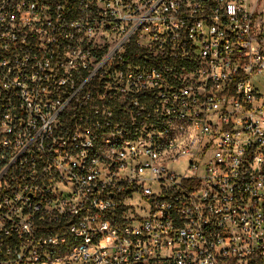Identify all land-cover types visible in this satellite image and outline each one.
Here are the masks:
<instances>
[{"label": "built area", "instance_id": "1", "mask_svg": "<svg viewBox=\"0 0 264 264\" xmlns=\"http://www.w3.org/2000/svg\"><path fill=\"white\" fill-rule=\"evenodd\" d=\"M257 0H0V264H264Z\"/></svg>", "mask_w": 264, "mask_h": 264}, {"label": "rangeland", "instance_id": "2", "mask_svg": "<svg viewBox=\"0 0 264 264\" xmlns=\"http://www.w3.org/2000/svg\"><path fill=\"white\" fill-rule=\"evenodd\" d=\"M257 1H258L257 12L263 13L264 12V0H257Z\"/></svg>", "mask_w": 264, "mask_h": 264}]
</instances>
